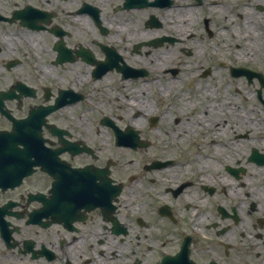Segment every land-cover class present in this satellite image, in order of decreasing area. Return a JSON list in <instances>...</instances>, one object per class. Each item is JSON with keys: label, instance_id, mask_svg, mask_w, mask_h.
<instances>
[{"label": "flooded vegetation", "instance_id": "flooded-vegetation-1", "mask_svg": "<svg viewBox=\"0 0 264 264\" xmlns=\"http://www.w3.org/2000/svg\"><path fill=\"white\" fill-rule=\"evenodd\" d=\"M92 1L14 0L6 9L0 0V138L31 119L43 143L35 150L46 164L59 152L60 163L44 171L39 153L16 155L21 146L9 149L15 157L0 154V264H264V0H169L165 8L113 0L110 17ZM181 23L188 35H158ZM149 30L157 36L144 38ZM43 33L54 58L40 71L35 35ZM165 45L177 52L142 60L146 48ZM108 62L115 68L94 76ZM76 63L88 66L93 84L115 73L146 86L118 99L142 124L120 127L124 118L104 108L101 121L116 146L145 150L144 161L121 157L120 166L57 123L73 108L100 114L85 87L72 88L74 77L60 86L58 72ZM146 92L167 108L145 104ZM47 124L82 152L64 150ZM28 160L33 173L9 180Z\"/></svg>", "mask_w": 264, "mask_h": 264}, {"label": "rangeland", "instance_id": "rangeland-1", "mask_svg": "<svg viewBox=\"0 0 264 264\" xmlns=\"http://www.w3.org/2000/svg\"><path fill=\"white\" fill-rule=\"evenodd\" d=\"M3 1H4V5L6 6V9H10L13 7L12 2L14 0H3ZM92 2H97V4L103 7V10L105 11L104 15H106L105 17H110L113 14V12L111 11V5L116 4L114 3L113 0H93ZM75 6H78V5L73 4L72 7L65 8V9L72 10L74 9ZM148 11H152V10L149 9ZM162 15L164 16V14ZM166 18L167 20H169L168 23L173 22V19H171V13L168 14ZM144 20H146V17L144 18ZM178 25H182V26L179 29H177ZM188 27L189 25L187 23H181L177 25L176 24L164 25V28L160 30L158 35L165 34L169 36L174 35L178 37L186 36L189 33V29H187ZM175 29L177 30L175 31ZM140 30H144V27L133 28V31L135 33L139 32ZM88 33L90 34V32ZM27 35H29L28 37H32V35L34 34H26L24 36H27ZM149 35L152 37L155 35V32L149 30V34L144 35L143 37L146 39H149L148 38ZM35 36L38 37L37 43H35V47L38 48L37 53L42 58L41 63L37 65V68H39L41 64H43L44 66L45 59L54 58V54L50 52L49 50V46L52 45L54 41L49 36H48L49 38H47L44 35V33L36 34ZM192 45L193 43L191 42L188 44V46H192ZM188 46H185V47L189 48ZM145 50H147L146 52H148L149 54L148 56L144 55V57L143 58L141 57V58L142 60H146V61L150 60L155 55H160L161 53L170 54L171 52H177L176 49L173 48L172 45L171 46L170 45L160 46V48H157V49L150 47V48H146ZM134 60L140 61L137 58H134ZM89 72L90 71H89L88 66H85L81 63H76L73 66H71L69 71H67L66 73L58 72V77L61 78L60 86L67 88L69 84H66V83H70L72 81V78L74 77L75 82L72 85V88H74V90L77 91L78 89H80V87H85V90L87 91V93L89 92V97L92 98V101L96 103L98 106L100 105L99 107L101 109L99 112L100 114L96 112H89V114L86 115L85 110L79 107L76 109L73 108V109H70L68 112L58 113L57 123L59 122L60 124L66 127L69 126L72 129L77 130L76 131L77 140L79 139V140H83L86 142L92 141L91 142L92 145L96 146V149L97 151H99L100 156L105 155V156L111 157V159L115 157L113 159H118V164L120 166H122V161L120 160L121 157H123V159L125 160V163H128L131 160L133 161L134 158L139 159V160L141 158L144 161L145 150L143 152L142 151L140 152V150L132 151L130 149L118 148L114 142L115 139L113 137L112 130L109 131V129L107 130L101 126V121L103 120V113H102L103 108L106 111L104 116H110L111 113H113V114H116V116L124 118V120L121 123L117 122V125H119L120 127L125 126V125L126 126L131 125V122L132 124L138 125L140 121H141V124L143 121H145L143 119L144 117H141L142 119H134L132 117L133 114L136 115V113L138 112L125 106L123 103L118 101L119 98L126 100L128 95H130L132 88H135L136 91L140 92L141 85L133 84V83L124 85V83L120 82V78L115 73L109 74V78H107L105 82H100L98 83V85H96V84L91 83L90 81L91 72L90 73ZM88 81H90V84H88ZM46 85L53 86V83L49 81L45 83H40L39 88H43ZM144 91L146 90L143 89V92ZM136 94L138 95V92ZM146 94L148 95L149 92H146ZM187 95L189 97V100H192L191 94L187 93ZM147 98L148 99H147V102H145V104L155 105V108L157 109L167 108V104L165 102L162 103V101H159L158 96L153 101H151V97L149 95ZM185 102H187V99L185 100ZM177 104L179 103L177 102ZM190 105H191V102H190ZM83 106L88 109L91 108L90 104L88 105V103L83 104ZM135 152H140V155L135 154ZM136 162H141V161L136 160ZM136 162H134V164H131L127 169L131 170V169H135L136 167H139V165L136 164Z\"/></svg>", "mask_w": 264, "mask_h": 264}, {"label": "bare ground", "instance_id": "bare-ground-1", "mask_svg": "<svg viewBox=\"0 0 264 264\" xmlns=\"http://www.w3.org/2000/svg\"><path fill=\"white\" fill-rule=\"evenodd\" d=\"M187 16V18L189 19V17L191 18V16H189V15H186ZM176 31V30H175ZM155 35H156V33H155ZM89 71H90V69H89ZM106 80H104L103 82H105ZM128 84V83H127ZM96 85H98V84H96ZM124 85H125V83H124ZM145 85H142L141 86V88H140V93L143 91V89H145Z\"/></svg>", "mask_w": 264, "mask_h": 264}]
</instances>
